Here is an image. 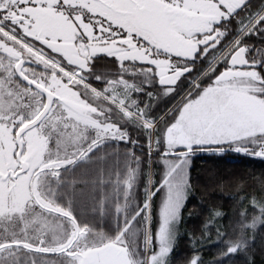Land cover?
I'll use <instances>...</instances> for the list:
<instances>
[{
  "label": "snow or ice",
  "instance_id": "6c2138e0",
  "mask_svg": "<svg viewBox=\"0 0 264 264\" xmlns=\"http://www.w3.org/2000/svg\"><path fill=\"white\" fill-rule=\"evenodd\" d=\"M246 2L212 0L219 9L212 31L194 35L217 39L200 44L189 57L170 50L174 38L169 31L175 27L185 35L172 21L181 14L175 10L190 7L188 0H0V264H168L174 246L169 222L178 219L193 190L192 156L234 150L264 159V69H256L258 61L249 58L248 47L237 39L207 70L192 75L198 56L215 49L226 35L220 22ZM257 28L264 31V15L246 32ZM98 54L117 58L122 68L126 62L147 66L165 86V95L180 97L170 109L174 118L166 122L168 114L161 116V130L148 116L150 105L141 107L134 98L139 89L123 78L102 90L92 87L85 73ZM208 76L211 82L202 86ZM112 105L147 130L150 153L165 145L167 174L118 232L107 236L59 204L43 180L59 178L61 169L88 158L109 138L129 139L111 122ZM134 181L135 172L129 170L122 181L125 197ZM161 187L168 193L163 226L158 236L147 237L148 255L142 257L127 234L137 217L149 224L151 196ZM234 187L232 222L221 223L224 212L214 207L203 232L190 239L199 247L215 226V240L227 244L216 259L241 253L246 264H253L250 247L264 224V174L241 176ZM126 206L118 204L116 211L124 212ZM187 264L205 262L197 252Z\"/></svg>",
  "mask_w": 264,
  "mask_h": 264
},
{
  "label": "trees",
  "instance_id": "16d2710c",
  "mask_svg": "<svg viewBox=\"0 0 264 264\" xmlns=\"http://www.w3.org/2000/svg\"><path fill=\"white\" fill-rule=\"evenodd\" d=\"M140 106L144 105V99L140 95L136 96ZM171 103L165 100L162 113L169 109ZM168 118V115L166 116ZM122 144L113 145L116 148H122ZM141 152L148 154L146 142L141 145ZM131 153V152H129ZM146 158V162L148 161ZM98 166L95 173H87L88 185L83 195V175L82 168L78 163L63 168L61 176V186L56 185L53 196L64 203L65 207H71L73 214L78 220L87 223L94 231H102L107 236H114L122 226L125 217H131L139 208L130 206L129 203H135V200H141L139 192H131V195L125 197V187L122 181L127 177L129 170L136 171V158L117 163V202L116 205L110 203V183L111 178L108 170L112 169L111 161L96 160ZM156 169L162 168V162H156ZM148 169V166L146 165ZM106 171L107 174L104 172ZM190 179L193 184V190L187 196L181 209L180 223L176 227L174 246L171 248V254L168 256V264H187L192 256L199 252L202 254V260L205 264H246V257L238 253L236 255H224L220 259L218 256L226 251L227 244L224 239L215 240V226H210L208 231L212 233L204 242H198L199 247H194L190 239V234L199 236L207 223L209 215L214 207H219L224 212L220 222L229 225L233 220L232 209L235 205L237 188L234 187L236 181L241 177L256 176L264 174V159L253 157L249 154L227 150L223 154H214L207 151H200L191 158ZM94 181V183L92 182ZM253 189H249L252 191ZM83 197L87 201L86 213L90 219H86L82 214ZM144 199V198H143ZM142 199V200H143ZM141 201L140 204H141ZM101 204H98V203ZM124 212L118 213L116 207L118 204H125ZM142 205V204H141ZM155 208H152L153 215ZM189 213H192L191 215ZM100 219H97L99 218ZM256 240L252 243L250 251L253 264H264V224L257 228ZM146 234V224L142 217H137L133 227L129 230L127 238L130 245L134 248L139 246V250L144 256V241ZM153 235H156L155 225ZM157 236V235H156Z\"/></svg>",
  "mask_w": 264,
  "mask_h": 264
},
{
  "label": "flooded vegetation",
  "instance_id": "af4514ba",
  "mask_svg": "<svg viewBox=\"0 0 264 264\" xmlns=\"http://www.w3.org/2000/svg\"><path fill=\"white\" fill-rule=\"evenodd\" d=\"M104 2L110 3L111 0H104ZM189 6L184 9H177L175 11L181 14L177 16L173 21V25L178 27L180 31L184 32L185 35H180V32L176 28H171L170 35L174 38L172 41L171 49L173 52L183 56H193L198 51L200 44H207L208 41L217 39L215 35H204L202 38L195 36V33H207L212 31V22L219 12L218 7L212 3V0H188ZM121 12L126 13L127 9H120ZM154 12V10H152ZM264 15V0H247L246 4L237 9L229 18L224 19L220 22L221 29L226 33L220 44L213 50H210L208 54L200 55L194 61L193 76L200 75L203 71L207 70L212 64L215 57L219 56L224 51H229L234 47L233 43L237 39H241V44L248 47V56L250 59L258 61L256 69H264V31L259 30L255 32H246L252 25L255 24L256 20ZM219 43V40H217ZM212 45L211 47H214ZM161 63H167L162 61ZM219 67V65H217ZM90 70L85 73L88 83L102 90L108 86L109 83L118 81L123 78L124 80L132 83L136 86L138 91L133 93L134 98H139L141 95L144 99L145 104L150 105L148 116L156 119L159 122L161 116L168 114V118L175 115L174 112H170L174 106L179 102L180 97L177 93L171 95L164 94L165 86L159 84L158 77L154 73L147 71L145 65H131L127 62L125 67H121L119 60L115 57H110L103 54H98L92 59L89 65ZM141 69H144L141 71ZM187 75V74H186ZM204 77L203 80H206ZM183 80V78H182ZM191 77H189V81ZM185 81L183 87H187ZM177 91L182 92L181 85L178 83ZM153 94L150 96L149 94ZM171 103L169 109L161 114L165 100ZM144 104V105H145ZM142 105L141 107H143ZM111 122L117 124L121 129L125 130L128 134L129 139L127 141H120L118 139H107L100 147H98L90 156L86 159L78 160V163L82 168L83 175V195L85 197L86 186L88 180L86 172L95 173L98 161L104 160L111 161L112 169L108 170L111 178L110 183V203L115 204L117 202V163L136 158L137 169H138V180L137 183L134 181V187L136 193H144V198L150 189L148 183V174L146 168V156L141 152V145L147 143L149 135L142 125L136 121H129L124 114L120 113L119 109L112 105V111L108 114ZM165 116V120L168 119ZM162 122L158 123V127ZM121 143L122 148L113 147V145ZM52 155L55 156L57 149L55 146V137L53 138ZM131 152V153H129ZM69 166V165H68ZM67 167V166H66ZM64 167V168H66ZM99 167V166H98ZM63 169H61L62 173ZM105 174L106 171L104 172ZM135 177L137 175L135 174ZM59 178L47 176L43 180V187L47 191H51L52 194L55 191L56 184ZM94 183V181H92ZM83 197L81 205V214L86 218L90 219L86 214L91 211L87 210V201ZM65 206L64 203H60ZM98 204H101L100 202ZM97 219H100L97 218ZM96 232H102L100 230Z\"/></svg>",
  "mask_w": 264,
  "mask_h": 264
},
{
  "label": "rangeland",
  "instance_id": "374dc122",
  "mask_svg": "<svg viewBox=\"0 0 264 264\" xmlns=\"http://www.w3.org/2000/svg\"><path fill=\"white\" fill-rule=\"evenodd\" d=\"M210 82H211V76H208L206 80H202L201 81V84H202V86L206 87V86H208V84ZM120 113L124 114L121 111H120ZM174 116L171 117V118L166 119L165 121L166 122L167 121H171L174 118ZM127 119H129V121H133L132 119H130L128 117H127ZM163 127H164V122H162L159 125V128L161 130L163 129ZM148 141H149V138H148ZM148 141L146 143V148H147L148 154H145V153H143V154H145L146 158L147 157L149 158L148 161L147 162L145 161V162H146V165L148 166L147 174H148V183H149L150 189H155L156 187H158L159 185L162 184V182H163V180H164V178H165V176L167 174V165L163 162V157H162V153L165 151V145L162 143V145H161L159 150L151 151V153H150V149L148 147ZM253 157H255V156H253ZM159 161L162 162V168L160 170L156 169V165H157L156 162H159ZM134 172L137 175V177H135V183H137V180H138V169L136 168V171H134ZM54 182H55V184L57 186L59 185V187L62 185L60 179H58L57 181H54ZM132 192H136V188L135 187H133ZM144 193L146 194V192L140 193L141 194V200L144 198ZM149 195H150V192L148 191L146 197L141 202L142 205L139 202L141 200H138V201L135 200V203H129V205L130 206L134 205L137 208H141L144 205L145 201L149 198ZM167 196H168L167 189L164 188V187H161L159 189V191L155 192L154 196H151V201H152L151 220H150L149 224L146 225V234H145V241H144V252H145L144 256L139 251V255L142 256V257H146L148 255V250L145 248V244L147 243V237L149 235H153V227H154V225H155V231H156V235L157 236H158V230L163 226V219H164V217H163V208H164V205H165V203L167 201ZM57 202H60V201L57 200ZM152 208H155V210L157 209V211H155L154 215L152 213ZM181 209H180V213H179L178 219L170 220L169 226H168V231L173 236L174 240H175V237H176L175 236L176 229H177L176 227L180 223ZM136 248L139 249V246L136 247Z\"/></svg>",
  "mask_w": 264,
  "mask_h": 264
}]
</instances>
